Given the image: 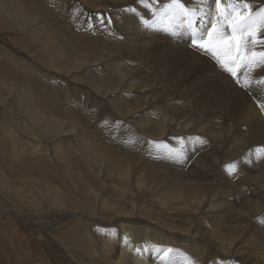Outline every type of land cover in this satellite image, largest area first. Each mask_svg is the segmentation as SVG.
Returning <instances> with one entry per match:
<instances>
[{
    "label": "rangeland",
    "instance_id": "374dc122",
    "mask_svg": "<svg viewBox=\"0 0 264 264\" xmlns=\"http://www.w3.org/2000/svg\"><path fill=\"white\" fill-rule=\"evenodd\" d=\"M169 2L0 0V264H230L212 243L234 260L264 249V67L237 85ZM203 7L201 33L217 16ZM238 95L260 110L253 133Z\"/></svg>",
    "mask_w": 264,
    "mask_h": 264
},
{
    "label": "snow or ice",
    "instance_id": "6c2138e0",
    "mask_svg": "<svg viewBox=\"0 0 264 264\" xmlns=\"http://www.w3.org/2000/svg\"><path fill=\"white\" fill-rule=\"evenodd\" d=\"M139 3L148 7L151 0H139ZM204 4L205 0H200V5L189 8L184 0H170L167 14L172 18L182 16L183 23L191 33L193 47L210 55L223 71L231 75L237 85L248 88L251 83L249 74L257 68L264 67V50H257L258 45H264V7L253 9L248 0H214L217 16L210 27L201 33L197 30V25L205 14ZM127 11L136 13L135 8H128ZM103 22L104 18L101 17V23ZM108 22L111 23L110 18ZM143 22L146 26H151L146 20ZM242 69L246 70L243 83L239 77ZM258 82L264 84V77ZM259 106L264 110V104ZM176 139L182 142L184 138ZM196 139L200 140L199 137ZM174 151L179 159H184L183 147ZM255 152L257 158H264V147L256 148ZM224 168L232 173L236 170V163L226 164ZM184 264L194 262L187 259Z\"/></svg>",
    "mask_w": 264,
    "mask_h": 264
},
{
    "label": "bare ground",
    "instance_id": "6f19581e",
    "mask_svg": "<svg viewBox=\"0 0 264 264\" xmlns=\"http://www.w3.org/2000/svg\"><path fill=\"white\" fill-rule=\"evenodd\" d=\"M195 7V6H194ZM13 9H16V8H13ZM18 9V8H17ZM16 9V10H17ZM17 39H15V41H16ZM54 42V41H53ZM55 45V44H54ZM230 78V77H229ZM259 88L258 89H255V93L256 94H261V92H259ZM239 96V95H238ZM240 98H236V99H234L236 102H238V104H240L243 108H244V118H245V120L249 123V125H250V129H251V131H252V133L254 132V128H253V125H254V121L255 120H257V121H259L260 120V118L258 117V115L260 114L259 112H260V110L259 109H255L254 107H252L251 105H250V103H249V101L248 100H246V99H244L242 96H239ZM31 98H33V97H31ZM260 100H263L264 101V98L263 97H261V99ZM237 104V103H236ZM261 105V104H260ZM241 109V108H240ZM249 116H250V118L252 119L251 121L249 120ZM256 130V129H255ZM156 133V132H155ZM260 134V133H259ZM256 136V135H255ZM255 136H252L251 135V139H255ZM246 139H248L247 137H246ZM252 140V141H253ZM248 141V140H247ZM5 146V145H4ZM15 151V150H14ZM95 153H101V152H95ZM39 154V153H38ZM93 155H94V153H92ZM6 155V157L8 158V155L7 154H5ZM91 157V156H90ZM91 158H93V156L91 157ZM22 159V158H21ZM39 160V159H38ZM3 161V160H2ZM0 162H1V160H0ZM3 163V162H2ZM10 163H11V161H10ZM1 165V164H0ZM1 172H3V171H1ZM5 172V171H4ZM6 173V172H5ZM66 173V172H65ZM1 175H3V174H1ZM5 175V174H4ZM263 184V183H262ZM264 191V190H263ZM174 198V197H173ZM59 200V199H58ZM193 202V201H192ZM56 203V202H55ZM61 204H62V200H61ZM211 208V207H210ZM209 208H207V210L205 209V214H211V212H209V211H211V209H209ZM214 210V209H213ZM212 210V211H213ZM224 211V210H223ZM223 212H221V213H218V214H215V215H213L212 216V218H219L220 217V215L222 214ZM263 236V234H259V236H258V238H256V239H259L260 240V237H262ZM225 239V241H229V245H232V244H234V242H233V240H232V237H231V235L229 234V233H225L224 234V236H223ZM258 240V241H259ZM257 241V242H258ZM262 241H264V240H262ZM261 243V242H260ZM260 243L259 244H256V245H254L253 246V250L256 252L255 253V255L254 254H250V255H244V259H241V256L237 259V260H234L233 258H236L235 256H234V254H233V252H229L228 250H227V244H224V247H223V245H221V243L220 242H218V241H216V242H214V243H212V246L214 247V248H216V250H218L219 251V253H221L222 254V256H224V257H226V258H228V259H230V264H233L234 262H239L240 260H244V261H250L251 263H253V264H264V249H262L261 247H260ZM231 251H232V249L230 248V247H228ZM193 250V249H192ZM194 251V250H193ZM195 251H196V254L198 255L199 253L197 252L198 250L197 249H195ZM195 254V253H194ZM195 254V255H196ZM259 254H261V256L259 255ZM259 255V256H258ZM199 256V255H198ZM123 257V256H122ZM233 259V260H232ZM140 261V260H139ZM143 261H145L144 262V264L146 263V260H143ZM138 262V261H137ZM136 262V263H137ZM135 263V264H136ZM224 264V263H223Z\"/></svg>",
    "mask_w": 264,
    "mask_h": 264
}]
</instances>
